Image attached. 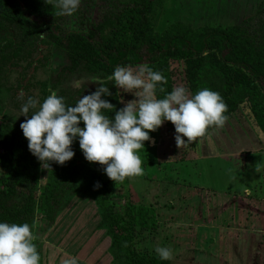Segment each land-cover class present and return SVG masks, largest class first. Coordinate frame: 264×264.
Returning <instances> with one entry per match:
<instances>
[{"label":"rangeland","instance_id":"rangeland-1","mask_svg":"<svg viewBox=\"0 0 264 264\" xmlns=\"http://www.w3.org/2000/svg\"><path fill=\"white\" fill-rule=\"evenodd\" d=\"M36 1V7H32L35 15L58 25L61 37L75 34L76 50L81 54L74 56L83 65L88 64L91 57L87 44L79 40L85 39V34L92 35L105 51L114 53L135 43L140 15L146 13L140 0H81L74 15L58 16L55 0ZM263 2L158 0L147 18L157 37L193 39L204 30L229 32L245 21H255L248 25L250 33H254L263 26L257 22L264 9ZM0 21H5L3 27H7V30L1 27L0 40L10 36L7 39L13 42L11 50L17 56L3 69L2 81L8 93L0 98V121L4 112L20 131V124L30 119L34 111L30 109L27 117L21 111L28 97L42 102L51 89L65 99L68 96H80V99L99 87L94 82L96 79L107 82L106 78L114 71L106 74L100 70L101 66L92 65L94 68L90 71L79 72L77 68L78 72L67 73L66 78L60 76L67 65L61 50L66 43L60 45L50 29L26 25L19 13L7 8L2 0ZM53 34L57 35L55 31ZM8 40H5L6 47ZM178 61L174 56L164 63L165 71H169L164 75L168 82L162 85L164 92L159 91L161 85H158V96L163 98L178 86L187 88L192 94L193 72L184 62ZM1 62L5 64L4 60ZM247 62L252 68H259L250 60ZM152 69L159 71L157 66ZM91 71L94 74H90ZM232 73L236 79L245 80L243 72L233 70ZM78 80L85 81L79 88L74 87ZM115 87L119 109L126 102L137 99L132 93ZM166 122L150 133L151 141L145 142V151H140L142 176L113 182L104 174L101 165L88 164L90 173H86L92 180L94 198L103 203V207L83 196L81 184H75L71 189L73 196L67 198L54 223L37 212L32 231L40 264H63L71 256L78 257L79 264H118L124 255L131 263L133 259L129 257L133 251L140 256L159 258L154 251L157 246L171 249L170 264H250V250L244 249L239 240L248 232L246 228H239L240 234L232 232L235 230L232 223L238 221L240 212L231 204L234 197L240 202L250 195V190H244L250 189L247 180L253 168L258 169L264 162V138L251 105H239L222 126L210 127L204 137L185 145L177 146L174 126ZM3 154L0 149V155ZM15 162L13 157L4 165L12 168ZM261 167L264 173V165ZM26 169L39 174L41 185L50 180V169L42 167L33 155ZM255 177L260 178L257 173L252 178L257 181ZM257 182L262 186L260 179ZM97 183L99 188L95 187ZM230 190L235 193L223 195V191ZM102 214L107 223H102ZM227 223L231 226L224 230L223 225ZM258 263L263 264V261L259 259Z\"/></svg>","mask_w":264,"mask_h":264},{"label":"trees","instance_id":"trees-1","mask_svg":"<svg viewBox=\"0 0 264 264\" xmlns=\"http://www.w3.org/2000/svg\"><path fill=\"white\" fill-rule=\"evenodd\" d=\"M157 1L140 0L141 8L146 13L140 15L138 37L131 46L110 53L105 51L92 35L85 34V39H79L91 50L89 63L83 65L74 56L80 53L76 50L77 43L73 38L75 34L69 33L61 37L58 25L52 20L44 19L41 15H35L32 7H36V0H2L7 8L19 13V17L26 25L50 29L49 32L60 45L66 43L64 47L61 46L63 47L61 50L67 65L62 70L65 73L60 76L65 77L67 73L76 72L77 68L80 69L79 72L90 71L94 68L92 65L101 66L100 70L106 74L117 66L148 65L151 68L157 66L158 70L165 75L169 71H165L164 63L176 56L177 60L184 62L193 72L190 80L192 94L205 87L219 92L228 106L226 116L239 105L249 103L255 122L264 133V9H261L257 19V22L263 26L259 32H251L252 34L248 25L255 21H245L240 26L231 28L229 32L204 30L196 34L193 39L182 36L157 37L147 18V14L152 12ZM4 22L0 21V30L1 27L7 30V27H3ZM53 31L57 34L56 36ZM7 37L10 38L5 36L0 40V98L8 93L2 81L3 69L17 57L11 50L13 42ZM5 40H8L7 47ZM92 57L95 60H91ZM3 60L5 64L1 62ZM247 60L259 68L257 70L252 68ZM233 70L243 72L245 80L236 79L232 73ZM90 74H94L93 71ZM64 77L62 80L66 78ZM58 85L57 83L56 86ZM104 87L109 88L111 92L110 96L105 94V97H102L114 105V109L106 113L111 117L115 114V110H119L116 87L113 81L105 82ZM158 95L160 94L157 93V98H162ZM61 96L65 99L64 95ZM79 97L68 96L65 102L69 106H74ZM1 116L0 149L4 151V154L0 155V221L18 224L26 222L33 227L38 212L54 223L58 213L65 207L67 198L73 196L71 189L75 184H81L83 196L96 203L99 202L103 207V203L94 198L92 180L87 175L88 172L90 173L88 168L90 162L85 160L78 141H74L71 146L75 155L70 161L63 165L50 162V180L41 185L39 174L26 169L28 159L32 156L28 149V141L24 138L22 131L13 125L14 121L8 120L4 112ZM13 157L16 158V162L12 168L4 165ZM102 218V223H107L105 215L102 214ZM113 245H115L114 242ZM133 255L129 257L130 260L133 259L131 263L124 255L120 257L118 264H170L168 260L140 256L134 251Z\"/></svg>","mask_w":264,"mask_h":264},{"label":"clouds","instance_id":"clouds-1","mask_svg":"<svg viewBox=\"0 0 264 264\" xmlns=\"http://www.w3.org/2000/svg\"><path fill=\"white\" fill-rule=\"evenodd\" d=\"M80 4L81 0H55L56 15L72 16ZM106 79L137 98L115 110L111 117L106 113L114 105L102 98L111 92L100 79L94 81L99 87L83 95L74 106L67 105L64 97L51 89L42 102L28 97L22 104L24 116L34 110L20 128L30 153L42 167L49 168L50 162L63 165L70 161L75 155L71 146L78 141L86 161L101 165L111 181L122 182L144 174L140 151H145V142L151 141L150 133L165 121L174 126L178 146L204 137L210 127L222 126L227 120L228 106L223 97L206 87L191 94L187 88L178 86L163 98H157L158 85L159 91L164 92L162 85L168 81L162 72L148 65L138 69L117 66ZM84 83L78 80L74 87ZM261 136L264 138V133ZM95 187L100 185L97 183ZM35 240L28 223L0 221V264H40ZM154 251L164 261L172 256L168 247L157 246ZM63 264H79V259L71 256Z\"/></svg>","mask_w":264,"mask_h":264},{"label":"crops","instance_id":"crops-1","mask_svg":"<svg viewBox=\"0 0 264 264\" xmlns=\"http://www.w3.org/2000/svg\"><path fill=\"white\" fill-rule=\"evenodd\" d=\"M261 165H264V162L258 166V169L253 168V171L251 172L248 180L246 179L247 182L250 184V189L246 188L244 190L245 192L250 190L249 191L250 195H248V197H246L243 200L240 199L243 202L241 201L239 202L238 199L234 197L233 203L231 204V206L232 205L236 206L237 212H240L238 221L235 224L232 223L233 225H235V230L232 232H236V234H240L241 230L239 228H246L244 230L248 232L242 235L239 238V240H240V243L243 245L244 249L250 250V253H248L250 257L248 260L249 261L248 263L250 264L251 263L259 264L258 263L259 259H261L264 264V189H263L264 173H262L261 169L263 166L261 167ZM256 173L260 177L259 179H260L262 186L257 184L259 183L257 182L259 179H257L256 177L255 178L257 179V181L255 179H252ZM244 187H249V186H244ZM222 193L223 195H226V194H234L235 192L233 190H230L227 193L224 191ZM241 213H246L248 216H245ZM230 226L231 225H229V227ZM227 227H228V223L227 225H223L224 230ZM246 238H247V241H246ZM247 243H248V246L246 248Z\"/></svg>","mask_w":264,"mask_h":264}]
</instances>
